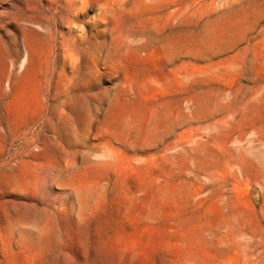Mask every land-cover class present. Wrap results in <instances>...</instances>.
<instances>
[{
	"label": "rangeland",
	"instance_id": "obj_1",
	"mask_svg": "<svg viewBox=\"0 0 264 264\" xmlns=\"http://www.w3.org/2000/svg\"><path fill=\"white\" fill-rule=\"evenodd\" d=\"M51 2L0 0V177L28 195L0 204L43 209L1 241L18 264H264V0Z\"/></svg>",
	"mask_w": 264,
	"mask_h": 264
},
{
	"label": "bare ground",
	"instance_id": "obj_2",
	"mask_svg": "<svg viewBox=\"0 0 264 264\" xmlns=\"http://www.w3.org/2000/svg\"><path fill=\"white\" fill-rule=\"evenodd\" d=\"M72 1V0H71ZM54 4V0H52L51 2V5ZM66 4H64L65 6ZM63 6V4H62ZM66 7H69V6H66ZM65 7V8H66ZM66 21V20H65ZM71 21V20H70ZM61 23L63 22L60 21ZM68 22V21H66ZM73 23V21H72ZM71 23V24H72ZM68 24L70 23H67L66 25L68 26ZM70 27V26H69ZM68 27V28H69ZM67 28V29H68ZM72 31V30H71ZM47 32V31H46ZM61 33V32H60ZM72 33L69 31V34ZM60 35V34H59ZM62 36H64L62 34ZM57 37H59L57 35ZM60 38V37H59ZM70 40V39H69ZM73 40V39H72ZM71 40V42H73ZM67 43V41H66ZM65 44V42H64ZM75 44V43H73ZM62 47V46H61ZM67 47V45H66ZM64 49V46L62 47ZM60 49V47H59ZM25 50V48H24ZM51 50V49H50ZM49 50V51H50ZM65 51V49H64ZM63 52V50H62ZM68 52V51H67ZM66 54V53H64ZM75 106L73 105V103H67L66 104V112L64 113H60L58 114L56 112V108L51 111V114H52V117L53 119L57 120L60 124V129L55 131L54 128H51L49 129L48 131V136H45L43 139L45 141V144L43 145V149H47V148H53L54 150H56L57 148L59 149L60 151V154L61 155H66L67 154V146L68 148H76V147H80V143H79V138H78V135L75 136V133H76V125L77 124H84L86 123V116H84V114H77L75 112ZM59 112V111H58ZM36 114V113H35ZM39 114V112H38ZM40 115V114H39ZM38 115V116H39ZM37 116V115H36ZM34 119V118H33ZM35 120V119H34ZM46 120V119H45ZM49 120V119H47ZM44 121V120H43ZM53 121V120H52ZM40 123V122H39ZM45 123V121H44ZM57 123V122H55ZM42 124V122H41ZM25 125V124H24ZM32 125H33V122H32ZM43 125V124H42ZM49 125V124H48ZM9 126V125H8ZM21 126V124H20ZM10 127V126H9ZM30 127V126H29ZM52 127V126H51ZM31 130H32V127H30ZM58 128V127H57ZM56 128V129H57ZM45 129V128H44ZM16 130H17V127H16ZM29 130V129H28ZM19 131V129H18ZM44 131L42 130V126L38 125V124H35L33 126V130L31 132V137L30 138H27V135L28 133L25 132L24 134H22L21 138L19 140H23V147L25 149H27L28 147H30L32 144H38V140H39V136H40V133ZM47 131V130H45ZM12 132V130H11ZM20 134V133H19ZM6 135V134H5ZM21 135V134H20ZM17 136V135H16ZM51 136V137H50ZM55 136V137H53ZM6 137V136H5ZM29 137V136H28ZM50 137V138H49ZM17 139V138H16ZM14 142V141H13ZM15 144V143H13ZM11 145V144H10ZM19 145V143H18ZM61 145V146H60ZM21 146V145H20ZM40 146H41V143H40ZM12 147V146H11ZM22 147V149H23ZM33 147V146H32ZM36 147H39V144L38 146L36 145ZM16 148V147H15ZM42 148V147H41ZM56 148V149H55ZM17 149V148H16ZM32 149V148H30ZM40 149V148H39ZM52 149V150H53ZM21 150V148H20ZM42 150V149H41ZM39 150V151H41ZM77 150V149H76ZM16 151V150H15ZM19 151V150H18ZM33 151V150H32ZM35 151V150H34ZM28 152V151H27ZM16 153H19V152H16ZM30 153V152H29ZM32 153V152H31ZM37 153V152H36ZM39 153V152H38ZM43 153V151H42ZM136 153V152H134ZM23 154V153H22ZM71 154H72V160L75 161V152L74 151H71ZM30 155V154H29ZM37 155V154H36ZM40 155V154H39ZM16 156V155H15ZM27 156V155H26ZM38 156V155H37ZM13 157V156H12ZM28 157V156H27ZM26 158V157H25ZM39 158V157H38ZM32 159V158H31ZM37 159V157H36ZM40 159V158H39ZM34 163V161H33ZM36 163V162H35ZM34 163V164H35ZM39 163V162H37ZM36 163V164H37ZM24 164V163H23ZM40 164V163H39ZM30 165H33V164H30ZM41 168V165L40 167ZM10 171V170H9ZM13 171V170H12ZM33 171V170H32ZM35 171V170H34ZM8 172V171H7ZM11 172V171H10ZM39 172V171H37ZM36 172V173H37ZM6 172H3L2 175H4ZM12 175H15L13 174V172H11ZM34 173V172H33ZM35 174V173H34ZM33 174V175H34ZM1 175V176H2ZM6 176L8 175L7 173L5 174ZM4 175V176H5ZM35 177V176H34ZM1 180H0V186H1V190H0V194H3V191L2 189L5 191V193L7 194V198L9 197H15L16 199H21V198H26L28 195L25 194L23 191H25V189L23 188V186H20L15 180H13V178H11L10 176L9 177H6V178H2L0 177ZM18 181V180H17ZM27 185V184H26ZM36 187V186H35ZM28 190V189H27ZM2 191V192H1ZM18 191H22V194L21 196H19V194L17 193ZM37 192V191H36ZM34 193V192H32ZM6 198V197H5ZM27 199V198H26ZM39 199V198H38ZM36 197H34L33 199V205L31 208H33L34 210V215L32 216L31 220L29 219L30 216L28 215V212L27 210L26 211H22V208H18V209H15L14 212L11 214V213H8L7 211L12 207L6 210V206L3 205V204H0V264H18L17 262V258L22 254L21 252V247H22V244H2L1 241H3V239H5L4 241L8 240L9 236L11 237V235H14V233L12 234V231L14 230L13 228L15 227H19V226H22V229L23 228V225L26 223H28L29 221H32L33 222V225H34V228H38L39 224L42 222V214H41V211L43 210H39V200H38ZM23 200V199H21ZM17 201V200H16ZM20 201V200H19ZM11 202V201H10ZM7 203V202H6ZM23 203V202H22ZM22 203H19V204H22ZM10 204V203H9ZM31 205V204H29ZM20 206V205H19ZM43 206V205H42ZM9 207V206H8ZM29 207V209H31ZM13 209V208H12ZM23 210H24V206H23ZM54 213V212H53ZM47 215V214H46ZM53 216H48L47 220L48 221H53ZM56 220V219H55ZM55 222V221H54ZM50 224V223H49ZM55 225V223H54ZM31 226V225H30ZM45 226V225H44ZM51 226V225H50ZM53 226V225H52ZM51 226V227H52ZM26 227V226H24ZM42 227V226H41ZM30 228V227H29ZM45 228V227H44ZM49 228V226H48ZM54 228V227H53ZM26 229V228H25ZM32 229V228H30ZM27 230V229H26ZM29 230V229H28ZM40 230V229H39ZM53 230V229H52ZM16 231V230H15ZM33 231V230H32ZM32 231H29V232H32ZM55 231V230H54ZM19 232V230H18ZM23 232V231H21ZM28 232V233H29ZM41 232V230H40ZM17 233V232H16ZM39 233V232H37ZM35 232V234H37ZM19 233H17L18 235ZM22 234V233H20ZM30 234V233H29ZM28 234V235H29ZM40 234V233H39ZM16 235V236H17ZM24 235V234H23ZM27 235V236H28ZM53 235V232L52 234ZM26 237V234L24 235ZM22 236V237H24ZM15 237V236H14ZM13 237V238H14ZM12 238V239H13ZM15 239V238H14ZM3 241V242H4ZM8 242V241H7ZM11 242V241H9ZM76 245V244H75ZM35 248H38L39 250V253H43V254H50V253H53V254H57L60 256V264H67V263H71V262H68L69 259H73L72 256V253H73V248H74V244H37V246H35ZM34 248V249H35ZM76 249V248H75ZM76 251V250H75ZM77 253V252H76ZM38 254V253H37ZM74 254V253H73ZM78 254V253H77ZM80 254V253H79ZM78 257V256H77ZM75 257V258H77ZM59 259V258H58ZM59 262V261H58Z\"/></svg>",
	"mask_w": 264,
	"mask_h": 264
}]
</instances>
